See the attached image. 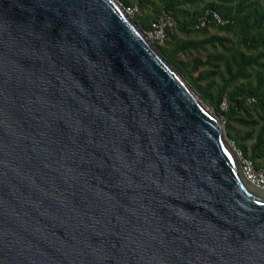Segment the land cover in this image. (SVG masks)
<instances>
[{
	"label": "water",
	"instance_id": "water-1",
	"mask_svg": "<svg viewBox=\"0 0 264 264\" xmlns=\"http://www.w3.org/2000/svg\"><path fill=\"white\" fill-rule=\"evenodd\" d=\"M0 264H264V187L116 0H0Z\"/></svg>",
	"mask_w": 264,
	"mask_h": 264
},
{
	"label": "trees",
	"instance_id": "trees-1",
	"mask_svg": "<svg viewBox=\"0 0 264 264\" xmlns=\"http://www.w3.org/2000/svg\"><path fill=\"white\" fill-rule=\"evenodd\" d=\"M116 1L136 5L132 20L143 32L172 12L174 23L155 47L221 117L235 148L263 167L264 0Z\"/></svg>",
	"mask_w": 264,
	"mask_h": 264
},
{
	"label": "built area",
	"instance_id": "built-area-1",
	"mask_svg": "<svg viewBox=\"0 0 264 264\" xmlns=\"http://www.w3.org/2000/svg\"><path fill=\"white\" fill-rule=\"evenodd\" d=\"M119 5L122 7L123 11L132 18L135 14L137 7L135 6H124L121 3ZM215 19L218 23H223L221 17L218 14H215ZM174 23V17L172 12L163 11L156 21L153 22L152 27L145 31V35L151 42H164L167 37V29L172 26ZM202 24H205L203 19ZM223 108H226V103L223 104ZM237 151L238 157L240 159L243 171L246 177L253 181L254 183L264 187V166L261 168H256L254 163L249 158H245L242 152Z\"/></svg>",
	"mask_w": 264,
	"mask_h": 264
},
{
	"label": "rangeland",
	"instance_id": "rangeland-1",
	"mask_svg": "<svg viewBox=\"0 0 264 264\" xmlns=\"http://www.w3.org/2000/svg\"><path fill=\"white\" fill-rule=\"evenodd\" d=\"M224 123V122H223Z\"/></svg>",
	"mask_w": 264,
	"mask_h": 264
}]
</instances>
